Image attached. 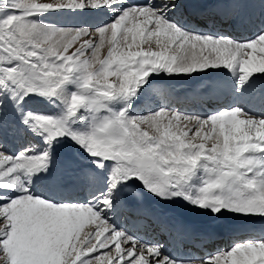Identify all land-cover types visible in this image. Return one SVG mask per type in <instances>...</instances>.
<instances>
[{"label": "snow or ice", "instance_id": "1", "mask_svg": "<svg viewBox=\"0 0 264 264\" xmlns=\"http://www.w3.org/2000/svg\"><path fill=\"white\" fill-rule=\"evenodd\" d=\"M220 74L203 115L156 86ZM0 264H264V0H0Z\"/></svg>", "mask_w": 264, "mask_h": 264}, {"label": "bare ground", "instance_id": "2", "mask_svg": "<svg viewBox=\"0 0 264 264\" xmlns=\"http://www.w3.org/2000/svg\"><path fill=\"white\" fill-rule=\"evenodd\" d=\"M136 1L139 2V0H134V2H136ZM130 2H131V0H130ZM86 18L87 17H81V21H72V23H74V24L85 23V22H87ZM88 18H92V17H88ZM99 20L102 21L101 19H99ZM61 21L65 22L64 19H62ZM217 21H218L219 24H222L223 20L222 19L215 20V23ZM68 23H70V22H68ZM201 28H202V30H205V31L209 30L208 26L205 28L203 25H201ZM236 35H237V37L240 36L241 38H245L248 35V31H247V29H245L243 27H240V29L237 31ZM212 77L215 78L214 81H211ZM212 77H200V78H197V79H190V78H187V77H175V78L166 77L163 80H159L160 83L158 84L157 87L167 88L168 86H170V88L173 89V90H176V89L181 90V89H188L189 87L192 86V87H195L197 90H199L200 88H204L205 87V86H200L199 84L202 83V82H206L205 85H208L209 83H214L215 86H216V89H217L218 88L217 85L219 84V82L220 83L223 82L224 84H226L227 81H228V77L225 76L224 74L215 75V76H212ZM220 97H222V94L220 95ZM151 99H152V101H154L156 103V99H154V98H151ZM200 100L203 101V102H206V100H207V105H209L210 108L213 107V105H214V107L215 106H221V104L223 103V99L220 102L212 101L210 98L200 99ZM168 106L171 107V108H175V109L176 108H182L179 111H184V112L186 111L187 112V110H186V108H184V106H182L181 104H178L171 97L169 99ZM208 112H210V111L207 110V108H202L201 111L196 110V109H194L192 111L193 114H200V115L207 114ZM171 216L173 217L174 220H176L178 222H182V223L190 225V226H193V225L197 226V225H199L201 223V220H202L201 217H198V216H195L193 214L187 213L183 209H179V208L173 209L171 211ZM148 232L151 234V230H149ZM256 234L258 235L259 231H257ZM251 235L252 234L248 233V232H242V233L236 234L233 237L227 238L228 239V244H230L233 239L244 240V239L251 238ZM144 238L145 239H151V237L147 236V235H145ZM162 238L163 239H168L169 238L168 234L167 233H163L162 234ZM223 240L208 241V242H206L207 244L205 246L203 245V243H201L200 245L198 244V245H196L193 253H194V255H197V256H204V255H206L208 253H211L216 248H222V246L220 247V245L222 244ZM184 241H185V239L178 242V243H180V246H177L175 244L171 245L170 250H171L173 255H187L188 254L186 250L188 249V246L190 244L183 243L181 245V242H184Z\"/></svg>", "mask_w": 264, "mask_h": 264}, {"label": "rangeland", "instance_id": "3", "mask_svg": "<svg viewBox=\"0 0 264 264\" xmlns=\"http://www.w3.org/2000/svg\"><path fill=\"white\" fill-rule=\"evenodd\" d=\"M160 83V81L158 82H156V86H158V84ZM182 112H184V111H182ZM121 223L123 224V223H125V221L124 220H121ZM141 234H145L144 232H141Z\"/></svg>", "mask_w": 264, "mask_h": 264}]
</instances>
